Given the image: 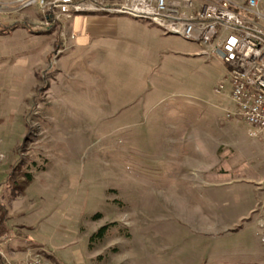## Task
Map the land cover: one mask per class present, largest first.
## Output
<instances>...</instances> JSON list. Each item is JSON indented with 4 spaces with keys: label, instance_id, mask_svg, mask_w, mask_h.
Wrapping results in <instances>:
<instances>
[{
    "label": "rangeland",
    "instance_id": "374dc122",
    "mask_svg": "<svg viewBox=\"0 0 264 264\" xmlns=\"http://www.w3.org/2000/svg\"><path fill=\"white\" fill-rule=\"evenodd\" d=\"M149 26L0 37L3 264H264V137L222 62Z\"/></svg>",
    "mask_w": 264,
    "mask_h": 264
},
{
    "label": "built area",
    "instance_id": "2783aa9c",
    "mask_svg": "<svg viewBox=\"0 0 264 264\" xmlns=\"http://www.w3.org/2000/svg\"><path fill=\"white\" fill-rule=\"evenodd\" d=\"M34 5L38 25L58 29L62 39L75 15L110 13L144 20L165 35L198 44L196 53L227 67L236 114L253 126L251 135L264 137V0H4L0 15ZM223 88L221 82L215 91ZM4 157L0 149V163Z\"/></svg>",
    "mask_w": 264,
    "mask_h": 264
},
{
    "label": "crops",
    "instance_id": "0c3cea01",
    "mask_svg": "<svg viewBox=\"0 0 264 264\" xmlns=\"http://www.w3.org/2000/svg\"><path fill=\"white\" fill-rule=\"evenodd\" d=\"M39 19L40 14L38 7L34 5L20 11L9 10L8 12L0 15V25H8L10 27L13 26L14 23L24 22L29 24L31 26V30L21 24H18L12 28L9 34L20 30L23 32V35L27 36H25L26 38L41 39V45L37 43V49H33L35 55H38L39 53L42 54V52L47 50L48 47L52 49L55 45L54 37L51 31L52 28H50V30L41 28L38 25ZM124 23H136L150 27L146 23L127 15H115L110 13H85L76 15L71 18L67 24L68 33H72L74 35L72 49L75 50L76 48H82L90 44L92 41L99 39H113L114 37L122 34V24ZM3 35H8V33L0 34V37ZM37 50H39V53ZM1 215L2 213H0V216ZM4 222L1 223L0 226H3Z\"/></svg>",
    "mask_w": 264,
    "mask_h": 264
},
{
    "label": "trees",
    "instance_id": "16d2710c",
    "mask_svg": "<svg viewBox=\"0 0 264 264\" xmlns=\"http://www.w3.org/2000/svg\"><path fill=\"white\" fill-rule=\"evenodd\" d=\"M18 24H21L23 25L24 27L28 28L29 30H31V26L27 23H24V22H21V23H14L13 26H8V25H0V34H6V33H9L12 28ZM0 208L2 210V215H1V223H3L5 220H6V216L4 215V212H5V209L3 207V205L0 204ZM103 232V227L99 229V233L98 234H102ZM16 235L19 236V237H27L24 233L20 232V231H17L16 232ZM0 264H3V261L1 260V257H0Z\"/></svg>",
    "mask_w": 264,
    "mask_h": 264
}]
</instances>
